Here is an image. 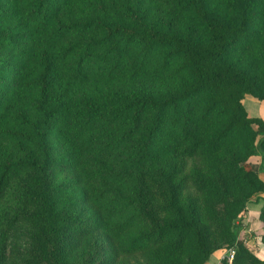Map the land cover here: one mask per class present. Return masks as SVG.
<instances>
[{
  "label": "trees",
  "instance_id": "16d2710c",
  "mask_svg": "<svg viewBox=\"0 0 264 264\" xmlns=\"http://www.w3.org/2000/svg\"><path fill=\"white\" fill-rule=\"evenodd\" d=\"M246 97L264 0H0V264H264Z\"/></svg>",
  "mask_w": 264,
  "mask_h": 264
},
{
  "label": "rangeland",
  "instance_id": "374dc122",
  "mask_svg": "<svg viewBox=\"0 0 264 264\" xmlns=\"http://www.w3.org/2000/svg\"><path fill=\"white\" fill-rule=\"evenodd\" d=\"M263 112H264V107H263ZM258 163H260L259 156L255 154V156L252 157V159L248 162L247 165L257 168ZM260 172L264 176V172L263 171ZM250 203H249L250 204L249 208H247L245 217L242 221L243 227L239 231V238L244 242V244L248 247L250 251H252L259 258L264 259V254H263L264 246L260 241V236L263 233L264 228L262 227L260 221L257 218V210H259L258 209L259 204L255 202L254 198L253 201H251ZM220 250L223 249H219L216 252L218 251L220 252Z\"/></svg>",
  "mask_w": 264,
  "mask_h": 264
},
{
  "label": "crops",
  "instance_id": "0c3cea01",
  "mask_svg": "<svg viewBox=\"0 0 264 264\" xmlns=\"http://www.w3.org/2000/svg\"><path fill=\"white\" fill-rule=\"evenodd\" d=\"M243 103H244V106H245V108H246V110H247V112H248V114L250 116H252V117H260L264 121V112H263L264 100H256V99H253V98L246 97L243 100ZM259 176H260V178L262 180H264V176L261 173H259ZM262 196L264 197V194ZM251 201H253V199ZM249 203L247 204V208H249V205L250 204H253V203H250V204ZM257 204H259V207H258L259 210H257V218H258V214H259V211H260V207H261L262 202H259ZM249 213H247V214H249ZM222 252H223V250H220V252L219 251L218 252H215L211 256V258L209 259V261L206 262L205 264H218V258H219V255ZM263 254H264V251H263Z\"/></svg>",
  "mask_w": 264,
  "mask_h": 264
},
{
  "label": "built area",
  "instance_id": "2783aa9c",
  "mask_svg": "<svg viewBox=\"0 0 264 264\" xmlns=\"http://www.w3.org/2000/svg\"><path fill=\"white\" fill-rule=\"evenodd\" d=\"M233 257H234V250L232 248L225 249L219 255L218 264H220L223 260H227L228 262H231Z\"/></svg>",
  "mask_w": 264,
  "mask_h": 264
}]
</instances>
